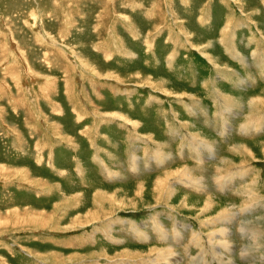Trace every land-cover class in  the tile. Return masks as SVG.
I'll list each match as a JSON object with an SVG mask.
<instances>
[{"label": "rangeland", "instance_id": "rangeland-1", "mask_svg": "<svg viewBox=\"0 0 264 264\" xmlns=\"http://www.w3.org/2000/svg\"><path fill=\"white\" fill-rule=\"evenodd\" d=\"M227 9L235 17L232 25L247 17L264 39V0H0V264H115L118 259L120 264H264V136H255L257 129L264 131V123L246 132L252 139L235 137L240 129L232 128L241 125L245 131L247 124L240 118L247 111H263L264 85L250 93L230 60L244 63L247 50L239 38L234 41L239 34L230 32V26L219 35L218 21ZM259 34L253 37L256 41ZM220 39L228 45L224 55L218 49ZM185 50L183 57L179 53ZM167 64L174 72L166 71ZM202 66L210 72L203 83ZM54 79L66 100L63 112L55 105V114L63 118L49 114L46 102L39 103L37 122L55 142L46 158L44 137L30 124L32 119L25 125L23 107L36 95L56 94ZM75 92L99 121L116 119L131 128L120 130L119 136L102 125L96 131L97 145L105 153L101 157L110 163L105 173L118 182L98 181L101 174L88 171L86 130L75 129L67 114ZM214 97L221 99L218 106ZM170 129L180 130L179 141L167 136ZM222 134L228 145L234 141V158L227 157ZM162 135L173 146L183 145L182 154L176 147L171 152ZM116 138L130 148L127 159L122 147L112 151ZM136 142L156 149L153 156L144 154L140 167ZM59 144L73 147L78 155L73 169L59 160L62 155H54ZM130 157L136 161L130 173L155 171L152 178L144 175L129 182L121 166L127 168ZM46 160L58 179L31 163ZM162 163L169 169H161ZM156 165L165 173L157 175ZM216 170L218 175L238 173L216 178ZM239 171L245 172L242 178ZM76 175H82L81 186ZM232 176L247 181L233 186ZM174 179L198 193L179 191ZM224 185L233 192H223ZM147 218L159 235L164 229L173 231V237L178 224L181 232L188 229L183 231L187 251L153 244ZM134 235L139 239L133 237V243ZM65 236L80 240L81 246ZM184 253L189 258L181 260Z\"/></svg>", "mask_w": 264, "mask_h": 264}, {"label": "crops", "instance_id": "crops-1", "mask_svg": "<svg viewBox=\"0 0 264 264\" xmlns=\"http://www.w3.org/2000/svg\"><path fill=\"white\" fill-rule=\"evenodd\" d=\"M261 12L264 13V10H261ZM197 14L199 15V17H202L203 16V11L202 12L199 11ZM231 14H232V12L228 13V9H227V14H225L226 16L224 18H219V21H218V23H219V30H218V32H219V35L222 37L221 32L223 30H226L225 29L226 25L227 26H230V32H231L232 29L234 30V33L235 32L236 33L238 32L239 36L235 37L234 38V41H235V39L238 40V38H239L240 39L239 41H241V43H242V48L243 49L245 48L247 50V54H246V56H244V58H245L244 59V63H241L239 60H237V62L234 61L233 59H230V60H232L234 62V64H235V66L238 68V70H240V73H238V74L247 83V85H248L247 90L250 93H255L256 94L257 91H258L257 85L258 84L264 85V83L261 81V80H264V73H263V70H264V57L262 56V54H264V39L261 38L262 37L260 35L261 33L259 34L260 31L258 32L255 28H253L252 26H250V24H249L250 22L248 21L247 17H246V19H244V18H240L239 20L236 19V25L235 26L232 25L231 22H230V19H233L235 17L233 15H231ZM199 17H198V19H199ZM263 17H264V14H263ZM225 33L227 35H225V38H224L223 41H226V36H229V31H226ZM255 33L259 34V37H258L257 41L253 38L254 35H255ZM230 36H231V33H230ZM221 39L219 40L218 49H220L219 51L223 54L222 51H224V48H228V45L222 43V40ZM173 46H175V45H173ZM171 48L174 49V47H171ZM179 49L182 50V48H179ZM179 52H182V51H179ZM179 54L184 57V55H186V50L184 52H182V53H179ZM106 55H108V54H106ZM162 57H163V60L165 59L168 62V55H165L164 54V56L162 55ZM201 62L206 64L205 61H201ZM169 64H167L168 65V68L166 69V71H168V70L173 71V69L171 67H169ZM119 66H120V62H119ZM206 66H208V65H206ZM245 72H250V73L248 75L246 74V77H245V74H244ZM208 73H210L208 71V69H204V66H202V69H201V75H202L201 76V82L202 83H203V79L206 77V75ZM167 74H168V72H167ZM242 75H244V77ZM246 79H248L249 82ZM57 82H58L57 79H54V85H57V93L56 94L54 92L50 91V95L49 96L48 95H45V96L36 95V97L32 98V100L29 99L28 102H27V104H26V106L23 107V112L25 111V113H26L25 114V120H23L24 123H25V125L27 126V124L29 122H31V119H32L34 122H31L30 124L31 125H35L37 127V133L39 134V136L44 137L43 138L44 139V141H43V145L44 146L41 145L42 144L41 142H38L37 144L40 145V147L43 146V148L45 149V151H44L45 153L44 154L47 155V156H45L46 158H48V154H49L48 151L49 152L52 151V148L54 147L55 142L53 143V139H52L53 136H52V134L50 132H48V131L45 132L44 130H42L41 129V126L37 122V120L38 119L40 120V118H41L40 117L41 110H40L39 103L42 104L43 101L46 102V104H44V105L46 106L49 114H51V112H53L55 114V111H56V108H57V107H55L56 104H59L60 105V108H61L60 110L61 111L63 110L62 109L63 102H64V100H66V96H65V94L64 95L63 94H60L61 91L59 89V84H57ZM256 82H258V83L255 85ZM226 83H228V82H226ZM65 93H66V90H65ZM75 93H73V94L71 93V95H70V99L69 100L72 101V104L69 106L70 107V111H67L68 112L67 114L69 115V117H68L69 120H72L73 119V122H71V124H72V126L75 129L81 130V131H85L86 130L85 132H86L87 135H86V138L84 137V139H83V145H84V148H85L86 153H90L89 156L86 155L87 158H85L87 160L86 161L87 162L86 165L88 166L87 167L88 168V171L90 173H92L94 176L96 174V176H98V177L101 174L102 177H99L100 179L98 178V181H102V182H105V183H108V184L109 183H112L113 181L114 182H118V181H115V180L109 181V177H107V175L105 173L106 172V168L108 166H110L109 165L110 163H108L109 160H107V162H105V158L104 157H101L102 155L104 156L105 153L103 152L104 149L101 148V147H98V145H97V142L96 141L100 138V136L98 134H96V131H97L98 126L101 127V125H102L103 126L102 129L105 130V131H107V133L110 130L109 128H113L115 130V132L117 133V136H119V135H121L120 130L124 129L126 131V129H129L130 127L127 126L126 124L121 123L120 121H118L116 119H109L107 122H101V121H99V119H98L99 117L98 116L92 115L91 113L89 114L87 108L84 106V100L81 97L82 95L79 94L78 92L76 94ZM58 98H60V99H58ZM132 98H133V95L130 96V98H128V99H132ZM149 99H151V98H149ZM214 99H216V97H214L213 100ZM110 101H111V99H109V102ZM112 101H113V104H114L115 103V99L112 100ZM122 101H124L126 104L132 103L131 100H125V99H123ZM201 101H203V100H201ZM219 101H221V99H216L215 104L217 106H218V104H220ZM32 102H33V104H32ZM81 104L85 108H83L81 106ZM23 105H24V103H23ZM198 105H200V104H198ZM208 107H209L208 108V111H206L207 116H208L209 111H210V106H208ZM30 109H31V111H30ZM247 112L240 118V120H244L245 121V124H247L245 131L242 130L241 125L238 126V127H236V128L232 127L233 130L240 129L237 132V135L235 137L239 136V137L245 138V139H252L251 138V134L250 133L247 134L246 132H248V130H251V131H253L254 129L256 130V126H259L260 127V125L262 123H264V117H263L264 116L263 115L264 114V109H263V111H255V110H253V111H251L252 112L251 115L249 114V112L248 113ZM226 114H228L227 111H226ZM232 114H234V113L232 112ZM62 115H63V113H62ZM56 116H58V115H56ZM64 116H66V115H64ZM94 116H95V119H96L95 121H94ZM58 117L63 118V116H58ZM77 117H79V118L77 119ZM88 120H90V121H88ZM151 120L153 121V123H156V125H158V126L160 125L163 128V124H158V122H159L158 119L153 120V117H152ZM217 120H218V115H217V117H215L214 122H213V125H214V123L217 124V122H218ZM237 120H239V119H237ZM90 122H91V124H89ZM237 123L238 122H236V124ZM234 125H235V123H234ZM0 126H3L1 122H0ZM252 126L254 128L253 130L251 129ZM5 127L7 128V130H11L12 131L11 128H8L7 126H5ZM6 128H1V130L3 132H5ZM261 130L262 129L259 128V129H257V131L255 133V136H257L258 138H261V137L264 136V131H261ZM220 133H222L221 130H220ZM166 134H167V136H168V134L172 136L173 142L175 140H178V137L181 138V135H182L181 132H180V130L176 131L174 129L168 130V133H166ZM214 134H215V137H218L219 139H221L216 132ZM8 136L9 135H6L3 138H4V140L8 141L7 145H8V147H10L9 142H11V140H7L6 139ZM101 137H103V139H105L103 134L101 135ZM162 137H164L169 142V138H167V137H165L163 135H162ZM222 139L224 140L222 144L224 145V149L226 151L227 157L230 158V159L231 158H234V151H235L234 141L229 142L230 144L228 145V140H227L226 137H224L223 134H222ZM116 140H117L116 141L117 144L115 143L112 151L115 152L116 149L117 150L118 149L120 150V147H122V151L121 152L124 155L125 159H127L126 158V155H128L127 152L129 151L130 148H127V143H120V141H118V138H116ZM124 141L126 142V140H124ZM249 141H252V140H249ZM263 141H264V139H263ZM144 142H148V141H144ZM141 144H142V142L137 143L135 145L136 152H139V153H142L143 152L141 155H139V153H138V156H135V157L138 158L137 159V166L136 167H140V165L142 163H144V154L147 157H148V155L150 157V156H153L154 155V152L156 150L155 148L150 149V150H148V148L144 149V146H142ZM169 144H170V142H169ZM107 146L105 148L109 149V147H107ZM130 147H131V145H130ZM170 147H171V152L174 149V147H176V149H178V151H180V154H182V151L184 149V146L181 145L178 142L176 143L175 146H173L172 144H170ZM41 149H42V147H41ZM145 151L148 154L144 153ZM99 154H101V155H99ZM54 155H56V157H57V155L58 156L59 155H62L60 159H59V157H57V158L60 161H64L65 163H67L66 166L68 168H70V169H73V167L76 166V164L78 162V159H79L78 158V155L75 154L73 147H71L69 145H65V144H59V145H57L56 149L54 150ZM119 156H120V154H119ZM128 160L131 162L129 164V166H126L127 168H125V165L122 164V166H121L122 169L121 170H123L122 173H124L126 175V178H127V180H129V182H133V184H134L135 182L140 181L144 177V175L148 176V179H149V177H151L152 175H154L155 171H153V172H147V171H145V173H143V175H140V176L139 175H135V173H130V169L129 168H132L133 165H135V162L136 161L133 160L131 157ZM180 160L183 161L184 159L182 158ZM110 162H112V161H110ZM31 163L36 168H38L39 170L45 171L46 174H48L49 176H51V177H53L55 179H58V175L56 174L55 170L52 169V167L49 165V163H48L47 160H46V163H38L36 161H31ZM182 163H184V162H182ZM151 164H153V162ZM113 165L114 164H112V166ZM160 165H161V169H163V167L166 170L169 169L168 166H163V163L160 164ZM157 166L158 165H156L155 167H157ZM161 169H159V166H158V169L157 170L155 169L157 171V175H161V174L165 173V171L164 170H161ZM212 171H214V168L212 169ZM229 172H231V174H234V172L238 173V171H235V170H231V171L230 170H227L226 171L227 174ZM239 172H240V177L242 178L245 175V172H242V171H239ZM120 173H121V171H120ZM136 173L138 174V172H136ZM168 175H170V174H167L166 176H168ZM219 175L220 176H224V178L227 179V177H226L225 174H223V173L221 174L220 173ZM219 175H218L217 170H216V172H215L216 178H218ZM211 176H213V174H211ZM80 177L82 178V175H79V176L76 175L75 182H76L77 185L79 184L81 186V184L78 182L79 180H82ZM241 178H238V179H236L234 177L231 178V180H232L231 181L232 182L231 184H233V186H234V183H237L239 181L240 182H242L244 180L247 181V179H245V178L241 179ZM175 180L176 179H174L173 182L175 183V186L177 187V189L179 191H181L183 193L189 192L190 194L193 193V192H194L193 194L198 193L197 191L186 187L185 184H182V180H180V182H178L177 180L175 181ZM143 181L145 182V181H148V180H145L144 179ZM144 184H146V182ZM223 188H225V189H223ZM222 191L225 192V193H229L230 194L231 191L233 192V188H228V187H226L224 185L222 187ZM200 193H203V191H201ZM205 195L206 194H203L202 196H205ZM172 213L174 214V212H172ZM173 214H169V215H173ZM115 218L116 217H114V220H115ZM175 218H178V215ZM115 221H117V220H115ZM145 221H147L146 222L147 223V226L151 230L149 236H150V240H151V242L153 244L154 243L155 244L156 243H160V245L163 244V246H165V245L166 246H170V247L176 249L178 251V253H180V251H182V252L185 251V249L187 251L188 247H187V244L184 245V234L185 233L183 234V231L185 232L188 229H185L184 228L182 230V232H181V230L179 228L182 227V225L178 224L177 230L175 229V234H174L173 237H171V234L173 233V231H171V230L170 231L169 230H166V232H164L165 231L164 229L162 231L160 230L161 234L159 235L158 231L156 233L155 230H154V228L152 227V224H151L152 221L148 220V218ZM171 225H172L171 223L170 224L169 223H166V226H171ZM116 226L117 225H115V227ZM75 233H73V234H75ZM188 233H189V235H191L190 234V231H188ZM68 235H70V234H68ZM163 236H165V239H163L164 238ZM192 236H193V233H192ZM65 237H67L66 239H67V241L69 243H71L73 245H76V246H81L80 240H78V239L77 240H75V239L69 240L70 236H65ZM133 237H135V240L139 239V236H135V235L132 236V242L133 243L135 242V240L133 239ZM168 238H169V240H168ZM196 239H193V241L195 243H196ZM177 243L180 245V247H178V249L176 248L177 247L176 246ZM190 245L192 246L193 249H195V251H198V252L200 251V248L196 244H190ZM186 257H188L187 254H185V258L183 257L184 259H181V260H185ZM191 260H193V259H191ZM119 261H120V259H118L117 261H114V262H115V264H120Z\"/></svg>", "mask_w": 264, "mask_h": 264}, {"label": "bare ground", "instance_id": "bare-ground-1", "mask_svg": "<svg viewBox=\"0 0 264 264\" xmlns=\"http://www.w3.org/2000/svg\"><path fill=\"white\" fill-rule=\"evenodd\" d=\"M198 181V180H197ZM154 185L155 186H157L158 185V188L161 186V183L159 182V181H156V182H154ZM155 186H154V188L153 189H155L156 191H157V189L155 188ZM121 210V209H120ZM119 211V210H118ZM223 217H226V216H223ZM222 217V218H223ZM232 217V216H231ZM227 219V218H226ZM224 230V229H223ZM142 234V233H141ZM166 235V234H165ZM142 236H144V235H142ZM164 237V236H163ZM144 238V237H143ZM144 239H146V238H144ZM147 240V239H146ZM144 241V240H143ZM224 243V242H223ZM171 249V248H170ZM125 253H127L128 255H130L131 256V254L133 255V257H141V254H138V253H140V252H135V253H133V252H131V254H130V252L129 251H126ZM148 254V253H147ZM173 255V254H172ZM175 255V254H174ZM217 255V254H216ZM226 255V254H225ZM165 257V256H164ZM135 259V258H134ZM173 260H174V258H172ZM169 262V261H168ZM171 262V261H170ZM174 262V261H173ZM172 262V263H173ZM175 263V262H174ZM177 264V263H176Z\"/></svg>", "mask_w": 264, "mask_h": 264}]
</instances>
